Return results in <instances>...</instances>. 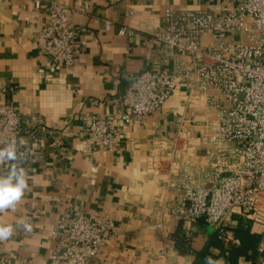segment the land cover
<instances>
[{"label":"crops","instance_id":"crops-1","mask_svg":"<svg viewBox=\"0 0 264 264\" xmlns=\"http://www.w3.org/2000/svg\"><path fill=\"white\" fill-rule=\"evenodd\" d=\"M49 1L0 0V90H7L2 99L21 116L27 142L19 150L30 185L15 210L0 214V223L15 229L11 239L0 241V264H47L49 234L62 215L103 209L114 219L115 234L95 264H190L189 249L202 248L215 228L205 217H178L172 209L178 191L166 188L164 180L188 159L201 168L210 164L217 109L203 94H190L188 79H182L164 107L143 123L125 125L118 117L124 91L139 72L171 71L174 62H190L156 38L166 9L218 15L238 0H58L73 10L71 66L54 64L43 52L40 31ZM121 27L126 31L118 34ZM91 115L115 116L114 152L87 145L84 118ZM5 171L0 166V174ZM21 219L31 223V232L18 224ZM223 225L239 243L217 259L260 264L264 223L232 211ZM178 241L189 249H180ZM210 250L219 253L214 246Z\"/></svg>","mask_w":264,"mask_h":264},{"label":"built area","instance_id":"built-area-1","mask_svg":"<svg viewBox=\"0 0 264 264\" xmlns=\"http://www.w3.org/2000/svg\"><path fill=\"white\" fill-rule=\"evenodd\" d=\"M72 11L50 0L40 31L43 52L60 66H71L76 59ZM109 27L105 20L104 28ZM125 31L121 27L117 33ZM156 38L190 62H174L171 71L139 72L124 91L118 119L125 125L143 123L164 107L182 79H188L190 94H203L205 103L216 107L210 164L201 168L188 159L164 186L178 191L172 208L178 217H205L225 245L237 243L223 225L229 212L264 223V0H238L218 15L205 9H166ZM6 91L0 90V147L13 138L27 142L19 112L2 99ZM84 132L88 146L117 149L115 116L85 117ZM237 140L243 144L225 147ZM114 234V219L106 209L66 212L50 231L47 264H95L100 248Z\"/></svg>","mask_w":264,"mask_h":264},{"label":"clouds","instance_id":"clouds-1","mask_svg":"<svg viewBox=\"0 0 264 264\" xmlns=\"http://www.w3.org/2000/svg\"><path fill=\"white\" fill-rule=\"evenodd\" d=\"M24 145H26V140L21 137L13 138L5 146L0 147V166L6 167V171L0 174V214L8 210H15L16 205L30 187L28 172L22 164L24 153L19 150ZM18 224L22 225L24 231H32V225L27 219L19 220ZM14 231L12 225L0 223V241L11 239ZM204 264H223V261L214 259L213 256H207L204 259Z\"/></svg>","mask_w":264,"mask_h":264},{"label":"trees","instance_id":"trees-1","mask_svg":"<svg viewBox=\"0 0 264 264\" xmlns=\"http://www.w3.org/2000/svg\"><path fill=\"white\" fill-rule=\"evenodd\" d=\"M184 242L178 241V247L182 250H188V247L183 246ZM187 244V243H186ZM216 247L219 250L218 254L213 253L210 250V247ZM189 251L193 254V260L190 264H204V259L207 256H213L214 259H217L220 254H229L233 253V247L230 244L225 245L219 238H217L216 231L215 233L208 239L206 244L200 249H189Z\"/></svg>","mask_w":264,"mask_h":264}]
</instances>
